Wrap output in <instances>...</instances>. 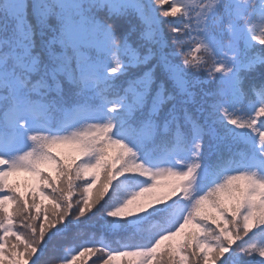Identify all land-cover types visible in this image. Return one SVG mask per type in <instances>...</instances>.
<instances>
[{"label":"snow or ice","instance_id":"1","mask_svg":"<svg viewBox=\"0 0 264 264\" xmlns=\"http://www.w3.org/2000/svg\"><path fill=\"white\" fill-rule=\"evenodd\" d=\"M85 256L264 264V0H0V264Z\"/></svg>","mask_w":264,"mask_h":264},{"label":"trees","instance_id":"2","mask_svg":"<svg viewBox=\"0 0 264 264\" xmlns=\"http://www.w3.org/2000/svg\"><path fill=\"white\" fill-rule=\"evenodd\" d=\"M28 179V176L27 174L24 173V176L23 178L20 180L21 182L25 181ZM140 185L139 184H130L128 189H123L121 188L118 193H116V195H118L120 198H122L124 195H126L128 193V191L132 190L133 188H136V187H139ZM151 212V210H150ZM122 223H125V224H128L129 222L128 221H122ZM99 230V229H98ZM131 226L129 225V227L127 229H120L114 233H110L109 234V238H114L115 236H124V235H127V233L129 231H131ZM100 236L98 235L97 236V239H99ZM94 257H89V256H85L84 258H82V262L81 264H91V259H93ZM120 259H124V260H127L128 258H118V260Z\"/></svg>","mask_w":264,"mask_h":264},{"label":"rangeland","instance_id":"3","mask_svg":"<svg viewBox=\"0 0 264 264\" xmlns=\"http://www.w3.org/2000/svg\"><path fill=\"white\" fill-rule=\"evenodd\" d=\"M23 176H24V173H20V174L14 176V177H13V180H14V181H15V180H21V179L23 178Z\"/></svg>","mask_w":264,"mask_h":264}]
</instances>
